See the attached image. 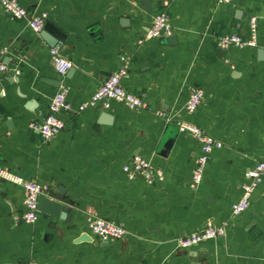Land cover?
Wrapping results in <instances>:
<instances>
[{
	"label": "crops",
	"instance_id": "1",
	"mask_svg": "<svg viewBox=\"0 0 264 264\" xmlns=\"http://www.w3.org/2000/svg\"><path fill=\"white\" fill-rule=\"evenodd\" d=\"M46 13L52 29L33 31L26 19L0 8V49L19 72L0 77V167L46 188L63 217L40 213L24 223V192L0 178V264H264V177L249 207L233 216L245 172L264 161V0H17ZM165 11L176 36L145 38L153 15ZM256 17L257 47L217 46L223 35L249 37ZM72 63L59 75L50 49ZM124 57V59H123ZM125 65L123 87L147 103L132 109L110 100L78 110L100 84ZM192 87L203 91L185 111ZM67 89L65 127L45 141L30 127L48 113L50 99ZM111 115L102 122L101 113ZM164 112L166 117L159 113ZM185 121L221 141L198 187L190 185L199 144L167 129ZM171 146L161 153L163 142ZM140 155L163 173L148 183L123 165ZM122 225L126 234L102 241L87 226L88 210ZM227 221L224 235L188 249L176 239L207 223Z\"/></svg>",
	"mask_w": 264,
	"mask_h": 264
},
{
	"label": "built area",
	"instance_id": "2",
	"mask_svg": "<svg viewBox=\"0 0 264 264\" xmlns=\"http://www.w3.org/2000/svg\"><path fill=\"white\" fill-rule=\"evenodd\" d=\"M233 0H217L218 3H231ZM0 8L13 18L26 19L29 27L39 33L44 27L47 14L33 13L26 7L21 5L17 0H0ZM256 17L252 16L249 19V37L242 39L235 34L223 35L218 38L217 46L220 48H228L231 45L239 48L247 46L257 47L256 43ZM173 28L169 22V15L165 11H159L153 15L151 25L149 26L145 36L139 40L141 43L143 39L150 37L170 36ZM5 49H0V77L7 72H19L18 68L10 67L4 61ZM50 56L55 71L59 75L65 73L72 67V63L66 59L60 50V46L51 47ZM124 59V57H123ZM126 75L125 65L111 73L96 89L91 99L79 105L78 110H83L88 106L100 105L103 109L109 108L110 100H116L125 103L132 109H146L147 103L142 96L127 91L122 85V79ZM203 99V91L198 87H192L189 91L188 98L185 103V111L193 113L201 104ZM70 104L67 101V89H59L50 99L48 113L43 117L39 123H31L30 127L36 129L43 140L48 141L62 131L65 127V122L60 118L61 111L70 110ZM166 117L164 112L159 113ZM178 131L187 133L194 138L198 144L200 152L195 157L192 171L190 185L196 188L201 183L210 153L217 148H221L223 143L214 137L210 136L195 124L178 121L176 123ZM123 171L129 177L142 176L148 183L163 180V173L156 169L149 161L140 155H134L131 160L123 165ZM246 180L241 185V196L231 206V214L236 216L245 211L250 204V197L264 177V161H257L253 167H250L245 172ZM0 178L10 181L14 184L20 185L24 192L25 212L20 217L24 223H34L40 211L37 208V200L40 195L46 192V188L34 181L24 180L19 175H16L8 169L0 167ZM87 226L91 233L96 235L102 241H109L120 239L126 234V230L122 225L116 224L99 217L92 211L88 210ZM227 221L220 223H207L200 230L194 231L188 235L178 237L176 239V246L178 248L188 249L190 247L199 245L209 239L222 236L226 232ZM23 264H37L34 260L23 262Z\"/></svg>",
	"mask_w": 264,
	"mask_h": 264
},
{
	"label": "water",
	"instance_id": "3",
	"mask_svg": "<svg viewBox=\"0 0 264 264\" xmlns=\"http://www.w3.org/2000/svg\"><path fill=\"white\" fill-rule=\"evenodd\" d=\"M144 6L145 8L149 9L150 6V0H144ZM44 28L46 29H52L53 31H57L51 24H44ZM162 39H165L166 42H168L171 45L176 44V36L175 35H170V36H163L161 37ZM257 54L260 60H264V49L263 48H258L257 49ZM70 70V69H69ZM101 119L103 120L102 122L104 123H109L111 120V115L108 114L107 112L101 113ZM172 123H168L167 129L170 127H173L175 131H178V127L176 125H171ZM173 141V137L167 138L163 142V149H161V153H164L166 149H168ZM37 208L40 211V213H43L45 215H52V216H60L63 217V212L61 210L64 208L62 204L54 199L49 198L47 195H40L37 200Z\"/></svg>",
	"mask_w": 264,
	"mask_h": 264
}]
</instances>
